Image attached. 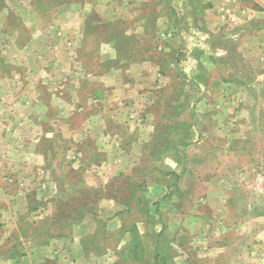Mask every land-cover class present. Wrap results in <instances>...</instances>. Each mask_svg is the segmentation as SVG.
Returning <instances> with one entry per match:
<instances>
[{
  "label": "rangeland",
  "instance_id": "1",
  "mask_svg": "<svg viewBox=\"0 0 264 264\" xmlns=\"http://www.w3.org/2000/svg\"><path fill=\"white\" fill-rule=\"evenodd\" d=\"M173 2L0 0V264H264V0Z\"/></svg>",
  "mask_w": 264,
  "mask_h": 264
},
{
  "label": "crops",
  "instance_id": "2",
  "mask_svg": "<svg viewBox=\"0 0 264 264\" xmlns=\"http://www.w3.org/2000/svg\"><path fill=\"white\" fill-rule=\"evenodd\" d=\"M178 1L179 0H174V2L171 4V7L172 8H174L175 9V12H178L179 10H178ZM189 0H187V2H188ZM203 1H205V0H203ZM207 1H211V0H207ZM226 13L227 14H224V16H225V19H227V24H229V22H228V18H230L231 20L232 19H234L235 17L232 15V14H230V12L229 11H226ZM230 21V20H229ZM171 30L172 29H168V31L166 32V34H168V36L166 37V38H169V37H171L172 36V34H170L171 33ZM174 31V30H173ZM165 34V35H166ZM162 48H160V50H161ZM110 75H112V76H110L109 77V79L111 80V78H113V77H115V76H119L118 75V73H113V74H110ZM107 77H104V79H106ZM106 81H108L109 82V80H106ZM99 96H100V94H99ZM117 160V159H116ZM48 250H50V249H48ZM54 251V250H53ZM54 253V255H57L58 253H60V251L59 250H56V251H54L53 252ZM53 256V255H52ZM56 260L57 259H59V261L60 262H62L63 264H64V261H65V259L66 258H68V256H67V250H65V251H61V253H60V255H58V256H53ZM39 259H40V255L39 254H37V253H33V252H31L30 254H28L27 256H25V259L23 258L22 260H19V261H15V262H13L12 264H39ZM66 262H68V261H66ZM73 264H77V263H73ZM78 264H81L80 262L78 263Z\"/></svg>",
  "mask_w": 264,
  "mask_h": 264
},
{
  "label": "trees",
  "instance_id": "3",
  "mask_svg": "<svg viewBox=\"0 0 264 264\" xmlns=\"http://www.w3.org/2000/svg\"><path fill=\"white\" fill-rule=\"evenodd\" d=\"M156 257H157V259L161 258L159 253H157Z\"/></svg>",
  "mask_w": 264,
  "mask_h": 264
}]
</instances>
